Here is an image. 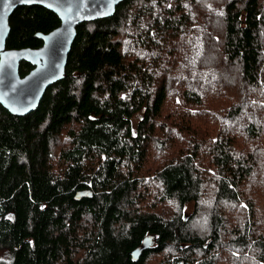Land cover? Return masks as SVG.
I'll return each instance as SVG.
<instances>
[{"label": "trees", "instance_id": "16d2710c", "mask_svg": "<svg viewBox=\"0 0 264 264\" xmlns=\"http://www.w3.org/2000/svg\"><path fill=\"white\" fill-rule=\"evenodd\" d=\"M9 24L7 48L37 47L59 19L21 5ZM0 251V264H264V0H123L80 23L38 107L0 104Z\"/></svg>", "mask_w": 264, "mask_h": 264}, {"label": "water", "instance_id": "95a60500", "mask_svg": "<svg viewBox=\"0 0 264 264\" xmlns=\"http://www.w3.org/2000/svg\"><path fill=\"white\" fill-rule=\"evenodd\" d=\"M123 0H0V104L15 116H25L34 111L47 88L65 75L68 54L83 22L112 16ZM21 5H40L53 11L59 24L49 32H36L42 41L37 47L7 48L10 32L9 18ZM32 68L25 74L19 72L21 62ZM90 195L84 189L75 199ZM156 244V236L146 234L140 244L130 251L133 261H138L144 251Z\"/></svg>", "mask_w": 264, "mask_h": 264}, {"label": "rangeland", "instance_id": "374dc122", "mask_svg": "<svg viewBox=\"0 0 264 264\" xmlns=\"http://www.w3.org/2000/svg\"><path fill=\"white\" fill-rule=\"evenodd\" d=\"M141 115H142V111H139L138 113H136L133 116L132 121H133V125L134 126H136V124H137L138 120L140 119ZM192 209H193V207H192V204L191 203L188 204V205H186L184 214L187 215V214L191 213ZM0 256H6L5 252L0 251Z\"/></svg>", "mask_w": 264, "mask_h": 264}]
</instances>
